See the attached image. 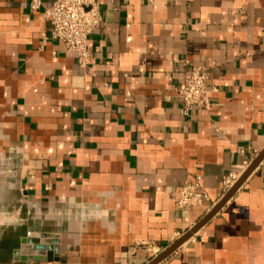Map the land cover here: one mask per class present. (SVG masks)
<instances>
[{
    "label": "crops",
    "instance_id": "crops-1",
    "mask_svg": "<svg viewBox=\"0 0 264 264\" xmlns=\"http://www.w3.org/2000/svg\"><path fill=\"white\" fill-rule=\"evenodd\" d=\"M41 1L0 0V264H150L264 150V0H96L84 70ZM197 66L216 93L186 118ZM196 179L208 200L177 210ZM160 264H264V159Z\"/></svg>",
    "mask_w": 264,
    "mask_h": 264
},
{
    "label": "built area",
    "instance_id": "built-area-1",
    "mask_svg": "<svg viewBox=\"0 0 264 264\" xmlns=\"http://www.w3.org/2000/svg\"><path fill=\"white\" fill-rule=\"evenodd\" d=\"M127 1V0H124ZM41 0H29L33 11L41 8ZM43 17L50 28V37L62 44L65 53L76 59L77 66L84 70L91 64L88 41L101 22L96 0H55L45 9ZM209 74L205 67H191L182 79V86L176 96L183 117L189 118L195 110L209 112L212 109L211 96L216 89L208 86ZM240 177L229 174L223 179L225 192H229ZM208 196L200 180L182 187L174 198L179 211L202 206Z\"/></svg>",
    "mask_w": 264,
    "mask_h": 264
},
{
    "label": "water",
    "instance_id": "water-1",
    "mask_svg": "<svg viewBox=\"0 0 264 264\" xmlns=\"http://www.w3.org/2000/svg\"><path fill=\"white\" fill-rule=\"evenodd\" d=\"M264 159V150L256 157V159L249 165V167L243 172L241 177L238 179L236 184L232 187V189L210 210V212L199 221L192 229L187 231L180 239H178L175 243H173L168 249H166L162 254H160L157 258H155L150 264H160L168 257H170L173 253H175L184 243H186L196 232H198L206 223H208L228 202L232 196L236 193V191L242 186L245 180L249 177V175L253 172V170L258 166V164ZM44 237V236H43ZM30 235L27 240H21L20 249L23 251L26 247L25 244L31 243Z\"/></svg>",
    "mask_w": 264,
    "mask_h": 264
},
{
    "label": "rangeland",
    "instance_id": "rangeland-1",
    "mask_svg": "<svg viewBox=\"0 0 264 264\" xmlns=\"http://www.w3.org/2000/svg\"><path fill=\"white\" fill-rule=\"evenodd\" d=\"M3 179L4 178L2 176H0V185L3 184ZM10 200H11V194L10 193H5V192L0 191V212H1V210L7 209ZM1 232H3L4 236L7 237V236L11 235L12 229L9 226L7 228L2 229L0 226V233Z\"/></svg>",
    "mask_w": 264,
    "mask_h": 264
}]
</instances>
